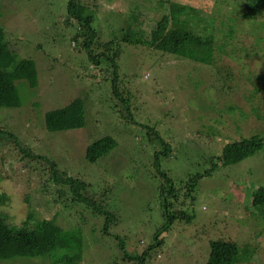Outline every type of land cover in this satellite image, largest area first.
Instances as JSON below:
<instances>
[{
    "label": "rangeland",
    "instance_id": "rangeland-1",
    "mask_svg": "<svg viewBox=\"0 0 264 264\" xmlns=\"http://www.w3.org/2000/svg\"><path fill=\"white\" fill-rule=\"evenodd\" d=\"M68 1L0 0V23L6 41L18 48L16 52L21 57L34 59L38 70L37 86H30L25 79L15 81L21 106H0V129L18 135L27 154H31L29 157L15 142L0 137V212L6 214L14 229L25 223L34 226L47 218L65 229L86 231L83 259L78 264H134L128 259L123 262L124 252L117 246V235L125 238L131 255L143 252L155 242L154 235L164 222L159 196L161 176L154 168L157 152L165 147L162 140L174 151L173 157L161 156L163 170L184 181L197 171L209 169L211 163L208 165L207 159L238 138L235 120L226 112L230 104L236 102L245 113V120L239 125L244 135L250 133L249 125L256 130L260 126L257 131L264 135L261 121H255L253 100L244 96L248 89L264 85V52L252 41L246 43L247 37L240 35L242 40L237 38L236 46L241 49L246 43L251 53L244 51L230 57L220 67L216 61L211 68L126 45L120 59L121 89L129 98L133 122L127 117L128 102L117 99L111 91L108 76L112 72L91 63L88 54L73 43L76 24H66L64 17ZM163 1L199 8L206 19L200 23L201 31L205 23L213 22V27L220 28L231 17L240 18L244 3L135 0L141 8L133 11L135 23L141 27L146 21L155 25L161 18L160 12L166 9ZM99 4L103 12L99 24L103 25L102 36L120 35L122 26L109 22V18L117 17L111 9L122 14V19L126 11L133 9L127 7L126 0H99ZM262 21L264 11L257 17V22ZM239 23L254 29L256 20ZM216 33L219 42L224 43L226 36L217 30ZM255 52L257 56H253ZM156 62L168 68L161 69ZM181 66V72L176 73ZM218 68L231 70L230 79ZM189 69L193 70L191 74L187 73ZM76 97L84 99L86 127L48 131L45 113L66 106ZM240 118L236 116L237 121ZM146 126L154 127L159 139L150 140ZM212 131L223 140L208 136ZM107 135L117 141V146L96 161L88 160L87 147ZM54 167L61 174L84 180L85 195L97 198L116 213L118 223L109 224V233L103 230L104 216L78 201L70 185L58 182ZM220 168L200 181L197 199L190 204L195 218L191 222L178 220L163 233L165 241L151 251L148 264H208L210 240L219 239L237 242L241 252L247 245L253 248L257 261L247 254V259L243 257L237 264H264V213L253 206L251 197L253 191L264 186V154L249 157L231 169ZM0 264L63 263L41 256L15 257L0 260Z\"/></svg>",
    "mask_w": 264,
    "mask_h": 264
},
{
    "label": "trees",
    "instance_id": "trees-1",
    "mask_svg": "<svg viewBox=\"0 0 264 264\" xmlns=\"http://www.w3.org/2000/svg\"><path fill=\"white\" fill-rule=\"evenodd\" d=\"M243 2L240 18L231 17V21L224 23L227 24L226 26H223L222 23L220 28L213 27V22L205 23V26H202L205 29H202V31L199 28L201 27L200 23L206 22V19L200 9L188 3L181 4L177 1H163L167 6L163 12H160L161 18L156 24L150 25L146 21L141 27L135 23L136 19L133 16V11L141 8L135 0H126L127 7L133 10L130 11L129 9V13L126 11V16L123 19L122 14L119 13L118 15L116 10L111 9L112 12L115 11L114 15L117 17L109 18L111 19L109 22L115 23L118 27L122 26V32L120 35L110 38L102 36L103 25L100 27L99 24L102 22L103 12L99 0H69L64 17L66 24L71 25L74 22L76 24V32L72 39L73 43L77 45L79 50H83L88 54L91 63L99 65V68H104L103 66H105L109 69V72H112L108 79L110 80L114 97L117 99L121 98L123 102H128V96L125 97L121 89L123 76L120 67L121 53H123V48L126 45H131L130 47L138 48L143 50V52L150 51L151 53L153 51L161 56L174 55L188 62H193L197 66L203 64L211 68L216 64V61L220 62V67V65L223 66L228 63L230 57L242 55L244 51H246L245 54H250V45L246 43L251 41L255 45H259L260 50L264 52V21L257 22V17L264 11V0H243ZM151 8L156 9L159 7L152 6ZM138 12L141 13L142 11L138 10ZM100 13L102 14L101 17ZM104 18L103 20L106 22L107 17ZM244 20H256L254 29H248L244 26V23L239 25V22ZM123 22L124 25H122ZM216 30L221 32V35L226 36L224 43L219 42ZM238 32H241L239 36L237 35ZM240 35H243V38L244 36L247 37L246 43L241 49L236 46V39L242 40V38H239ZM251 47L254 46L252 45ZM16 50H18L17 47L9 45L6 41L5 30L0 23V106H21L19 91L15 84L17 79L27 80L32 87L38 84V70L35 60L21 57ZM253 56H257L256 52ZM156 63L159 64L160 62ZM159 66L164 70L165 67L168 68L163 63L159 64ZM182 67L177 68L176 73H180ZM192 68L194 70L197 67ZM101 70L105 74L107 73L103 69ZM193 70L189 69L187 73L191 74ZM218 71L219 73L226 72V79H230L232 76V71L229 69L220 70L218 68ZM257 79L259 80L260 78L257 77ZM261 87L248 89L247 94H244V96L247 95L248 100H253L255 121H261V125L264 126V103L262 102L264 100V85ZM125 105L130 111L127 117L130 116L131 119H129L135 122L133 112L130 110V103L128 102ZM226 112L232 115L235 120V132L239 134L238 138H236L237 140L227 143L221 150L217 151L219 154L213 153V156L207 159V164L211 163L209 169L206 168L203 172L197 171L189 175L184 181L176 180L172 175L168 174L167 170H163L161 156L173 157L174 151L167 142L162 140L165 147L160 152H157L154 168L161 176L159 196L164 222L154 235L155 242L145 248L143 252L135 255L129 254L125 238L117 235V240L120 241L117 242V246L124 252L123 262L126 263V259H128V261H135L133 262L134 264H148L151 251L158 244H162L165 241L161 237L163 233L168 232L178 220L191 222L195 218V213L190 211V204L195 203L199 183L205 176L212 175L214 171L220 170V167L231 169L234 165L249 157L257 156L260 153L264 154V135L259 134L257 131L260 126L256 130L253 125H249L251 131L244 135L239 130V125H242L245 120V113L241 106L234 102V104L228 106ZM237 115L241 117L239 121L236 119ZM89 120L91 121L90 118H88V122ZM86 125L87 112L82 97H76L66 106L52 109L45 113V126L48 131L77 129L86 127ZM212 125L210 126L211 129L213 128ZM146 128L148 129L150 140L159 139V132L154 127L146 126ZM2 136L7 141L15 142L18 145L17 148L21 149L29 157L31 156V154H27V149L23 148L18 135L12 131L7 132L4 129H0V137ZM208 136L216 137L219 141L223 140V138L217 137L218 135L216 136L215 131H212ZM220 137L222 136L220 135ZM117 144V141L112 136H103L87 147V159L92 162L96 161L113 150ZM53 171L58 182L70 185L78 201L83 202L85 206L101 214V217L104 216L103 230L105 233H109V224L118 223L116 213L107 209L97 198L85 195L84 191L87 183L84 180L66 173L61 174L56 167L53 168ZM181 195H183V199H179ZM251 197L253 206L264 213V186L253 191ZM177 204L178 207H176ZM85 232L80 228L65 229L61 225L56 224L54 219L47 218L41 219L34 226H27L25 223L14 229L8 222L6 214L0 212V260L15 257L35 258L50 256L55 262L78 264L83 259ZM209 244L208 264H237L243 260V257L244 260L247 259V254H251L249 256L250 259H256L255 261L258 259L253 257V248L247 245L242 248L243 252H241V246L235 241L210 240Z\"/></svg>",
    "mask_w": 264,
    "mask_h": 264
}]
</instances>
